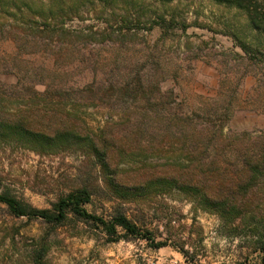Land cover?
I'll list each match as a JSON object with an SVG mask.
<instances>
[{"label": "rangeland", "instance_id": "obj_1", "mask_svg": "<svg viewBox=\"0 0 264 264\" xmlns=\"http://www.w3.org/2000/svg\"><path fill=\"white\" fill-rule=\"evenodd\" d=\"M13 115L45 134L105 131L125 149L110 162L126 186L176 176L198 187L121 201L83 140L48 152L0 141V193L51 209L86 187L88 213L108 220L120 207L166 244L110 243L91 222L53 228L0 205V264H35L42 247L39 264H264V180L245 202L229 180L242 166L237 135L264 136V37L244 12L211 0H0V116Z\"/></svg>", "mask_w": 264, "mask_h": 264}, {"label": "trees", "instance_id": "obj_2", "mask_svg": "<svg viewBox=\"0 0 264 264\" xmlns=\"http://www.w3.org/2000/svg\"><path fill=\"white\" fill-rule=\"evenodd\" d=\"M157 1L171 3L177 0ZM211 1L218 5L235 8L244 12L251 28L264 37V0ZM28 125L26 119L17 115L8 117L0 116V141L34 144L38 150H47L48 152L53 148L62 150V146L81 144V140H83V145L87 150V156L91 157L97 173L100 174L99 177L102 184L105 185L104 187L107 192L118 200L122 201L128 198H134V196H138L145 188L153 186L160 188L161 192L162 190L165 192L175 188L181 191L188 190L192 193H197L198 185L194 184L193 177L185 181L176 176H154L138 185L126 186L120 183L114 177L118 174L117 167L112 168L110 157H112L114 152H117L119 155L124 154L125 149L120 148L118 145L114 146V140L106 137L104 135L105 131H100L94 135L87 134L84 139H81V135L70 128L56 130L53 134H45L32 130ZM248 136L245 133L237 135L239 146L241 145L238 149V157L240 154L242 155L240 157L242 166L236 178L229 177V180L235 184L234 188L237 190L236 194L239 195L238 199L242 202L246 201L245 197H247L251 188L255 186L254 184L264 180V136L254 137L252 139ZM244 148H246V151L242 152ZM238 157L236 158L238 159ZM210 172L213 174L217 173L215 171ZM226 188L233 189L232 186ZM91 196L92 192L88 188L81 187L60 197L51 205V209H36L6 192H1L0 205H3L7 212L15 218L26 217L28 219H40L53 228L63 226L69 220V217H72L78 222H91L94 226L102 228L110 243L129 240V238H143L154 249H160L166 246L165 243L155 242L153 237L148 235L147 232L142 233L135 224L127 219L120 207H117L112 212L108 220L88 213L84 207L91 202ZM206 203L212 206L220 205L209 199H206ZM262 250L264 251V249ZM45 251L44 247L37 251L38 253L33 259L35 264H39L44 257Z\"/></svg>", "mask_w": 264, "mask_h": 264}]
</instances>
